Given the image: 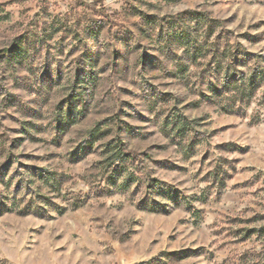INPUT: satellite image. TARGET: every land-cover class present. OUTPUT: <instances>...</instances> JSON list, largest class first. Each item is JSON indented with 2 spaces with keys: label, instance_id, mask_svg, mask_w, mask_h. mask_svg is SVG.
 <instances>
[{
  "label": "rangeland",
  "instance_id": "1",
  "mask_svg": "<svg viewBox=\"0 0 264 264\" xmlns=\"http://www.w3.org/2000/svg\"><path fill=\"white\" fill-rule=\"evenodd\" d=\"M0 264H264V0H0Z\"/></svg>",
  "mask_w": 264,
  "mask_h": 264
},
{
  "label": "trees",
  "instance_id": "2",
  "mask_svg": "<svg viewBox=\"0 0 264 264\" xmlns=\"http://www.w3.org/2000/svg\"><path fill=\"white\" fill-rule=\"evenodd\" d=\"M228 81H229V79H228ZM253 91V80H251V92ZM129 157H127V155H123V156H120L119 158H118V160H116V161H123V162H127Z\"/></svg>",
  "mask_w": 264,
  "mask_h": 264
}]
</instances>
